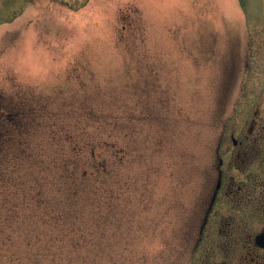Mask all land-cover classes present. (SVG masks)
<instances>
[{"label": "rangeland", "instance_id": "374dc122", "mask_svg": "<svg viewBox=\"0 0 264 264\" xmlns=\"http://www.w3.org/2000/svg\"><path fill=\"white\" fill-rule=\"evenodd\" d=\"M263 126L264 0H0V199L28 181L56 203L55 163L78 144L80 166L97 147L111 172L89 175L70 206L95 231L89 195L105 204L97 264H264L239 247L233 142ZM28 151L46 167L22 168ZM69 246L55 264L88 263ZM16 258L0 225V264Z\"/></svg>", "mask_w": 264, "mask_h": 264}, {"label": "trees", "instance_id": "16d2710c", "mask_svg": "<svg viewBox=\"0 0 264 264\" xmlns=\"http://www.w3.org/2000/svg\"><path fill=\"white\" fill-rule=\"evenodd\" d=\"M21 115L22 113L13 114L14 117L19 116V119ZM8 117H10L9 113L7 117L3 118L10 120ZM8 132L9 131H0V140L4 136L6 137ZM105 143L111 148L112 145L114 146L112 141H110V143L105 141ZM82 149H85V147L78 146L77 144L74 149L72 148L67 152L72 155L66 154V156L61 157L60 160L55 163L59 170L57 179L61 181L58 182L60 185L54 186L62 193L60 199H54L56 203L50 202L47 199V194L44 192L45 184L28 181H26L28 185L25 186H21L20 182L17 184L24 187V190L21 191L22 195L19 196L20 199L14 196H18L15 191L0 199L5 211L2 221H0L4 244L12 249L14 254L17 253L15 261H17L18 264H48L49 258L52 259V264H55L59 260V257L60 259L66 258L67 255L65 254H67L69 250V245H72V248L78 249L77 254H86L85 261H88L86 264H97L95 259L96 256L91 245L95 244L99 237L98 235H93V232L96 234L99 233L96 229L97 226L94 225H97L99 221L103 223V219L106 218V213L103 212L105 204H102L103 208L101 206L99 207L101 204L98 201L99 195H89L93 211L91 210L86 215V218L92 222L91 224L96 232L91 229L89 223L85 224L84 228H81L80 226L85 223V221H82L85 212L80 208L72 211L70 206L74 201L79 199V194H82V191L86 189H84L82 185L89 175L98 181L102 176L108 175L111 170L109 169L110 165L108 160L101 156L97 151V147L95 148L94 146L88 150L90 152L91 161L82 163L79 166L75 158L79 159L78 156ZM122 152L123 151L120 149L119 154L121 155ZM9 153L10 151H5V155ZM64 159H66L65 162L63 161ZM41 166L45 165L42 161L41 165L38 161H35L34 152L28 151L26 164L22 168H29V171H35L36 168ZM61 169L62 173H60ZM50 188L52 189L51 186H49V189ZM13 196L15 198L10 200V197ZM81 199L82 198H80L79 203ZM37 216H39L41 221L45 224L46 227L44 229L38 225ZM98 216H100V218H98ZM78 222H80V226ZM80 228L82 231L81 233ZM86 228H88V230H85ZM92 255L93 259H95L93 260L95 263L88 258ZM6 256L7 254H5V257ZM10 258L12 259V257ZM24 259H27V261L25 262Z\"/></svg>", "mask_w": 264, "mask_h": 264}, {"label": "flooded vegetation", "instance_id": "af4514ba", "mask_svg": "<svg viewBox=\"0 0 264 264\" xmlns=\"http://www.w3.org/2000/svg\"><path fill=\"white\" fill-rule=\"evenodd\" d=\"M233 142L239 144V247L264 250L257 242L264 232V129L239 131Z\"/></svg>", "mask_w": 264, "mask_h": 264}, {"label": "water", "instance_id": "95a60500", "mask_svg": "<svg viewBox=\"0 0 264 264\" xmlns=\"http://www.w3.org/2000/svg\"><path fill=\"white\" fill-rule=\"evenodd\" d=\"M222 163H223V160L221 159L220 160V165H222ZM221 183H222V171L220 170L219 171V177H218L217 185L215 187V190H214L213 195H212V198H211V203H210L209 209H208L207 214H206V217H205V222H204V224L202 226L201 234L203 233V229H204L205 224L207 222L209 212L212 209V206H213V204L215 202V199L217 197L218 190L221 187ZM257 242H258V244L260 246L264 247V232L262 234H260V235L257 236Z\"/></svg>", "mask_w": 264, "mask_h": 264}]
</instances>
